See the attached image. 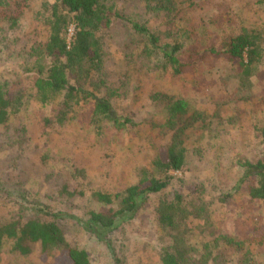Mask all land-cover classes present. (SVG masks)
<instances>
[{"label":"rangeland","instance_id":"1","mask_svg":"<svg viewBox=\"0 0 264 264\" xmlns=\"http://www.w3.org/2000/svg\"><path fill=\"white\" fill-rule=\"evenodd\" d=\"M113 2L124 16L115 19L106 39L105 70L115 80L121 78V52L130 35V21L161 31L165 41L184 42L186 49L196 47L204 58L193 62L180 77L166 72L148 75L138 93L131 90L130 96L115 101V114L131 118L133 124L118 129L113 121L104 120L96 127L85 119L71 118L51 129L46 150L40 117L49 114L51 106H42L31 94L14 121L26 126L31 151L18 165L12 163L11 152L0 151V174L20 183L31 198L54 210L87 219L89 210L103 206L90 192L83 199L63 198L59 194L63 182L70 190H86L91 183L94 189L113 193L135 184L139 169L150 167L156 155L150 121L166 116L163 109L151 104L149 93L180 95L189 103L191 115L184 137L187 163L172 172L169 187L152 196L133 220L108 232L104 239L69 217L67 240L87 251L90 264H162L161 251L171 238L157 225L154 207L160 199L174 201L180 195L193 211L183 228L197 253L208 246L214 255L225 257V264H242L246 256L251 259L249 264H264V202L251 201L242 182L244 163L264 162V138L260 136L264 126V5L258 0H177V10L167 14L154 9L157 0ZM40 4L41 0H32L21 17L20 48L46 38L47 31L37 16ZM243 30L262 35V60L249 69L211 53L212 49L223 51L225 41ZM73 31L71 26L69 39ZM187 55L184 59L191 61ZM24 66V59L8 56L0 44L1 78L25 75ZM25 85L32 87L29 80ZM84 111L78 107L75 115L80 117ZM36 145L41 148L35 150ZM42 153L49 155L46 164L39 159ZM76 166L85 169L87 179L71 176ZM4 213L0 204V215ZM9 243L0 252V264H58L54 255L41 252L40 243H32L23 256L9 253Z\"/></svg>","mask_w":264,"mask_h":264},{"label":"trees","instance_id":"2","mask_svg":"<svg viewBox=\"0 0 264 264\" xmlns=\"http://www.w3.org/2000/svg\"><path fill=\"white\" fill-rule=\"evenodd\" d=\"M30 2L32 0H0V44L8 56L25 61V75H15L10 80L0 77V151L11 152L14 165L25 160L32 147L26 126L14 122L31 94L42 106H51L50 113L40 117L46 140L43 149L46 150L51 129L71 118L85 119L88 125L96 127L104 120L113 121L118 129L133 124L131 118L115 114V101L130 96L131 90L138 93L142 80L148 75L166 72L180 77L193 67V62L204 58L196 47L186 49L184 42L165 41L161 31L130 21V35L121 52V78L115 80L105 70L106 39L115 19L124 16L113 0H41L37 16L47 31L46 38L20 48L21 17ZM258 2L264 5V0ZM154 9L173 13L177 10V0H157ZM71 26L74 31L69 39ZM261 38L259 33L243 30L225 41L223 51L212 49L211 53L223 55L238 67L249 69L262 60ZM187 53L191 61L184 59ZM26 80L32 87L25 85ZM149 99L158 110L163 109L166 116L164 119L153 117L150 121L155 130L151 143L156 147V155L150 167L139 169L135 184L115 193L94 189L91 183L86 190H70L66 181L60 187L59 194L69 201L83 199L90 192L103 206L100 210H89L87 219L54 210L31 198L23 185L10 182L0 174V204L6 211L0 215V252L10 242L9 253L23 256L30 251L32 243H40L41 252L46 256L54 255L58 264H90L87 251L67 240L69 217L104 239L108 232L133 220L147 207L152 196L169 187L174 179L172 172L181 170L187 163L184 137L191 125L189 103L180 95L160 91H151ZM78 107L86 110L80 117L75 115ZM260 136L264 138V126ZM40 148L35 146V150ZM39 159L46 164L49 155L42 153ZM243 167L242 182L250 200L264 202V162H246ZM71 176L87 179L85 169L77 166L73 167ZM186 206L177 195L174 201L160 199L154 207L157 225L169 232L171 238L170 244L161 251L162 264H225V257L214 255L208 246L204 252L197 253L189 245L183 226L193 211ZM250 260L246 256L242 264H249Z\"/></svg>","mask_w":264,"mask_h":264}]
</instances>
